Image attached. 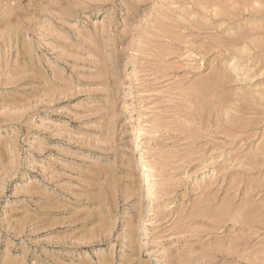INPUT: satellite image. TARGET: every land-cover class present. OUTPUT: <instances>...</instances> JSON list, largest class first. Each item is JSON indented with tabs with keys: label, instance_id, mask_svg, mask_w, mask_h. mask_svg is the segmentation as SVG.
I'll return each mask as SVG.
<instances>
[{
	"label": "rangeland",
	"instance_id": "obj_1",
	"mask_svg": "<svg viewBox=\"0 0 264 264\" xmlns=\"http://www.w3.org/2000/svg\"><path fill=\"white\" fill-rule=\"evenodd\" d=\"M0 264H264V0H0Z\"/></svg>",
	"mask_w": 264,
	"mask_h": 264
},
{
	"label": "bare ground",
	"instance_id": "obj_2",
	"mask_svg": "<svg viewBox=\"0 0 264 264\" xmlns=\"http://www.w3.org/2000/svg\"><path fill=\"white\" fill-rule=\"evenodd\" d=\"M135 114H136L135 110L133 109L127 110V115H135Z\"/></svg>",
	"mask_w": 264,
	"mask_h": 264
}]
</instances>
